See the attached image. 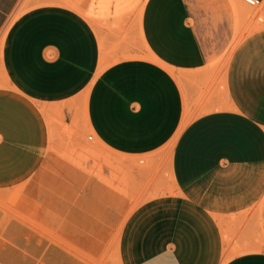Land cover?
<instances>
[{
    "label": "crops",
    "instance_id": "obj_1",
    "mask_svg": "<svg viewBox=\"0 0 264 264\" xmlns=\"http://www.w3.org/2000/svg\"><path fill=\"white\" fill-rule=\"evenodd\" d=\"M19 2L0 0V31ZM189 13L187 0H48L8 40L0 195L28 223L11 219L10 264H51L52 254L66 264L67 242L97 254L118 227L121 264H264V28L210 72L199 69L206 57ZM99 62L115 65L95 75ZM131 64L153 69L110 76ZM86 87L89 123L111 152L169 146L154 198L131 208L52 149L43 108Z\"/></svg>",
    "mask_w": 264,
    "mask_h": 264
},
{
    "label": "rangeland",
    "instance_id": "obj_2",
    "mask_svg": "<svg viewBox=\"0 0 264 264\" xmlns=\"http://www.w3.org/2000/svg\"><path fill=\"white\" fill-rule=\"evenodd\" d=\"M47 2L48 0H20L0 31V86L8 84L5 68L8 40L22 25L32 22L36 12ZM187 5L190 11L188 22L195 27L201 43L196 49L206 57V63L199 68L201 70L210 72L224 70L230 55L239 43L254 31L264 28V0L257 7H249L242 0H187ZM87 14L88 17L93 16ZM139 50L142 53L140 57L152 60L153 65L163 70H173L170 64L156 58L150 48ZM112 65L115 64L99 62L95 75L101 74ZM143 69L153 68L122 65L111 70L110 76L118 74L119 81L122 82L124 72ZM99 88L102 91L104 85L100 83ZM88 99L89 87H86L78 95L50 100L45 105L43 112L54 141L52 149L66 157L72 164L125 193L132 200L131 208L146 199L154 198L158 192L156 188L161 187L157 184L161 182L160 173L167 166L165 153L169 151V146L162 149L163 155L161 150L143 156L124 157L114 154L101 142L89 123L85 109ZM106 169L110 171L109 177L105 173ZM13 204V196L0 195V264H10L11 244L19 241L10 238L12 217L23 219L22 226L28 225L26 217L18 212ZM30 225L34 226L33 223ZM38 226L42 227L41 224ZM118 233L119 227L97 254L88 253L67 242L66 264H121L116 247ZM51 235L55 234L51 232ZM59 242L58 238L52 237V244L58 245ZM60 257L63 258L52 254L51 264H59Z\"/></svg>",
    "mask_w": 264,
    "mask_h": 264
},
{
    "label": "built area",
    "instance_id": "obj_3",
    "mask_svg": "<svg viewBox=\"0 0 264 264\" xmlns=\"http://www.w3.org/2000/svg\"><path fill=\"white\" fill-rule=\"evenodd\" d=\"M249 7H257L263 0H242ZM90 138V137H89Z\"/></svg>",
    "mask_w": 264,
    "mask_h": 264
}]
</instances>
